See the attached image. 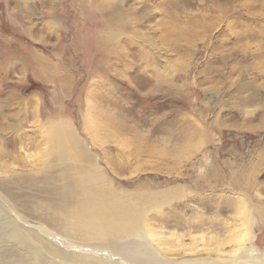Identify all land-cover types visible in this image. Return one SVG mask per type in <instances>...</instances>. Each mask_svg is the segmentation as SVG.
Returning <instances> with one entry per match:
<instances>
[{
  "label": "rangeland",
  "instance_id": "374dc122",
  "mask_svg": "<svg viewBox=\"0 0 264 264\" xmlns=\"http://www.w3.org/2000/svg\"><path fill=\"white\" fill-rule=\"evenodd\" d=\"M110 1L111 5L101 0H0V98L13 90L31 104L27 122H22L23 116L5 118L9 111L18 112L17 104L8 110L0 108L5 122L19 123L16 131L6 129L0 134V150L5 153L10 150L9 138L18 135L19 153L18 162L13 155L0 159L8 167L0 168V184L12 180L22 188L21 192L11 188L19 193L18 198L0 186L1 219L4 213L11 216L13 206L23 215V225H44L31 207L22 209L18 203L35 194L43 200L40 191L30 189L33 181L18 178L39 179L34 170L46 161L48 151L40 136L45 133L43 124L64 120L83 130V119L102 112L127 125L125 135H119L122 139L104 149L116 164H128L126 171L110 173L115 184L131 191L175 186L186 194L173 206V213L181 218L165 221L171 209L147 218L154 234L147 235V242L138 240L146 250L179 261L198 258L200 251L205 255L200 238L204 233L214 235L211 218L225 220L232 229L244 228L246 215L239 205L244 199L252 214L260 215H255L256 239L249 246L264 260V169L252 174L257 177L250 179L253 188L242 184L237 190L231 178L234 169L248 172L258 153L264 151V0ZM117 8L124 11L121 20L115 17ZM111 30L126 34L118 41L126 48L122 51L127 53L126 62L120 55L114 64L119 69L96 75L95 67L108 58L106 48L111 47L103 40ZM193 33L198 35L191 36ZM175 34L180 40L173 42ZM127 39L134 45L127 44ZM140 47L145 56L141 57ZM5 67L9 73L2 78ZM156 70L178 90L168 94L157 90L146 101H138L142 97L137 91L151 87ZM128 77L135 88L128 85ZM245 83L249 85L240 93L243 97L253 92L262 95L254 106L245 104L239 110V89ZM92 92L99 95L91 100ZM217 103L221 105L219 115ZM183 117L194 121L196 129L206 128L202 137L182 139L180 132L186 130L180 121ZM32 142H38L40 150L32 148ZM140 145L141 156H137ZM97 148L101 158L104 150ZM21 160L29 167H23ZM216 174L223 184L216 181ZM224 207L227 210L221 215ZM196 218L209 222L200 228L202 232L193 227ZM4 235L0 238L2 261L21 259L32 264L22 256L27 253H22L20 245ZM6 252L14 258L3 257Z\"/></svg>",
  "mask_w": 264,
  "mask_h": 264
},
{
  "label": "bare ground",
  "instance_id": "6f19581e",
  "mask_svg": "<svg viewBox=\"0 0 264 264\" xmlns=\"http://www.w3.org/2000/svg\"><path fill=\"white\" fill-rule=\"evenodd\" d=\"M101 1L104 2L105 5H111L110 0ZM115 5L117 7L120 6L118 3H115ZM120 8H117L115 17L116 19L119 17L121 20L120 16H125V14ZM103 9L106 10L107 8ZM49 20L48 23H51ZM124 34L123 31L111 30L106 35L103 43L105 46H110L111 49L106 48V55L108 54L107 60L105 59L103 63H101L102 65H97L98 67H95L96 75H107L110 74L111 70L119 69L114 64L119 62L118 59L120 58L118 57L120 55L123 56V61L126 62L127 53H122L126 48L122 47L118 42L122 40ZM167 35L165 36L167 37ZM197 35L198 34L193 33L191 36ZM179 36V34H175L173 42L180 40ZM183 36H185V34ZM127 40L129 42H127V44L134 45L135 42L131 43V39ZM145 54V49L140 47L141 57L145 56ZM7 67L2 69L4 70L2 78H6L9 73ZM56 79L58 80L59 78ZM168 79L169 78L166 79L165 76L162 75L161 71H154V78L152 80L150 79L151 82H153L150 84L151 87L145 88V86L143 90L137 91L138 97H142V100L138 101H146L155 94L157 90L164 91L167 94L171 92L175 93L178 89L176 86L170 85ZM133 82L134 81L128 77V85L131 86V88H135ZM248 85L249 84L245 83V86L243 85L239 89V110H244L242 108L246 107L245 104L254 106V100H257V97L259 99L262 95H255L253 92L252 94L250 93L251 95L243 97L244 94L240 93L246 91ZM165 89L167 91H165ZM91 95L92 97L90 99L92 100L99 94L92 92ZM28 103L23 101L13 90L4 92V96L0 98V108L3 106L2 109L5 108L8 110L12 105L17 104L18 112H14V110L9 111L10 113L5 115V118L17 120L19 116H23L22 122H24V120L26 121L27 113L31 112L29 111V105L31 106V104ZM217 104L220 105L219 103ZM88 107L89 113L93 108L91 106ZM220 108L221 105L216 112L218 115L220 112H218V110ZM88 116L89 117L83 119V130L82 128L78 130L79 128L74 126L73 123L64 120L60 122L47 120V122L43 124L45 133L43 132L44 135L42 133L40 134V136L42 135L46 140L45 142L48 147L47 154H45L47 155V159L34 170L37 176H39V179L35 180L23 176L18 177L21 180L24 179V181H33L34 183H30V189L33 190V192L38 190L44 195L42 201H39L35 197L36 194L34 198L30 196L24 200H18L19 206L21 205L22 209L31 207L37 215V220L44 225H23L24 223L26 224V221L22 217L23 215L17 213L16 209L12 208L13 206L10 207L11 216L8 217L4 213V218L1 219L0 217V238L2 235L6 234L9 240L13 239L24 251L22 253H27V255H22H25L27 258L26 260L30 261L32 264H264V260L256 256L257 252L254 246H249L250 243L256 239L255 228L257 222L255 218H260V215L259 213L257 215L255 214V217L250 209H248L247 202L244 199H238L240 200L239 205H242V209L246 215L244 218L246 220H244L243 223L244 228L238 230L235 227L232 229L231 224H228L225 220L222 221L218 218L213 220L211 218V221L208 218L211 221V228L214 229V235H210V233H208L209 235H205V233L201 235L200 240L205 243L203 245L205 251H207L205 255L201 253L202 251H200V253L197 251L198 258L179 261L170 258L166 259V256L164 257L163 255L159 257L157 256L158 253H155V256L154 252L153 255L146 250L139 241H146L147 235L154 234L152 233L147 218L151 214L154 216L162 215L165 209H171L166 215L165 221L177 219L179 216L173 213V206L174 204H178L186 194L182 193L181 189L175 186L163 190L146 189V191H142V189L135 188V191H131L129 188H123L115 184L111 174H115L117 170L126 171L128 164L124 162L116 164L113 157L109 156V152L105 150L108 149L106 146L108 147L109 143L117 142L120 138L122 139L119 135H125L124 132L127 125H123L122 122L119 123L117 120L112 119L102 112L95 113L93 116ZM5 118L0 115V134H2V132L4 133L6 129L10 131L14 129L16 131L19 123H10L8 120L7 123L5 122ZM180 121L181 124H184V127H186V130L183 129V131L180 132L182 139L192 140V138H194V140H198L205 133L206 128L204 130L202 129V131L201 129H196V127L194 128V121L191 122L189 118L183 117L180 118ZM155 128L156 126L153 127V130H155ZM210 128H213V126H210ZM169 130L170 128H168V132ZM17 136H15L16 138L11 136L9 140L7 139L9 143H7L9 145L8 148L10 149L9 153L0 150V159L13 155L14 161L18 162L19 153L17 151L18 147L16 146L18 143ZM37 143L38 142H32V145L31 143L30 145L32 148H39L40 150L39 143ZM97 147L103 150L106 148L102 154L103 159L102 157L99 158L100 154L95 152ZM140 148L141 145L137 147V156H141ZM256 161V163L251 165V168H248V172L238 171L239 169H234L232 171L231 178L237 190L241 188L242 184L246 189L253 188L251 186L254 183L252 184L250 179L251 177H253V179L257 178L252 175L255 171L264 169V151L258 153ZM20 162L23 164V167H29L25 166L26 163L24 161L22 162L21 160ZM5 165L4 163H0V168L6 170L8 167H5ZM42 175H44L43 178ZM12 178L16 180V177ZM221 179L223 178L216 174V181L222 183ZM0 186L6 193L12 194L14 197L18 196V198L19 193L14 192L11 188L19 190V192L22 191L19 182L17 183L12 180H2ZM187 197L185 199H187ZM209 203L212 204V202ZM226 210V207L220 209V214L224 215ZM3 222L5 223L3 224ZM207 223L209 222L200 220L199 218L197 221L196 218L193 227L200 229L205 227ZM200 230L202 232V229ZM152 245L153 244H151V246ZM198 246L199 245L196 246V249H198ZM1 253H3V249L0 251V264H26L24 262L25 260L21 259H14L9 262H7V259L3 262ZM8 254L9 253L6 252L3 257H8L10 259L14 258L13 255L8 256Z\"/></svg>",
  "mask_w": 264,
  "mask_h": 264
}]
</instances>
